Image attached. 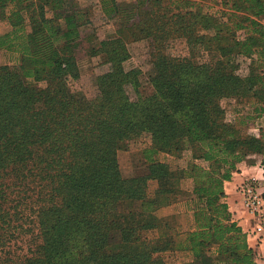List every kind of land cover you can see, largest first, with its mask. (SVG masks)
Segmentation results:
<instances>
[{"label":"trees","instance_id":"obj_1","mask_svg":"<svg viewBox=\"0 0 264 264\" xmlns=\"http://www.w3.org/2000/svg\"><path fill=\"white\" fill-rule=\"evenodd\" d=\"M74 1L0 0L8 23L0 49L19 53L14 66L0 64L1 245L21 217L10 189L32 181L38 189V240L8 264H257L225 184L250 154L264 157V131L243 134L226 104L248 102L246 120L264 114V0H221L217 14L196 0H102L119 28L97 43L91 37L88 53L107 69L93 76L98 94L89 103L69 92L81 78L77 50L91 12ZM143 39L152 46L150 96L140 92V70L125 66L129 44ZM174 39L186 40L189 55L167 51ZM202 51H217V60L199 61ZM135 142L148 170L126 177L119 151ZM186 176L195 206L180 236L176 216L157 211L185 195ZM177 250L192 260L155 256Z\"/></svg>","mask_w":264,"mask_h":264},{"label":"rangeland","instance_id":"obj_2","mask_svg":"<svg viewBox=\"0 0 264 264\" xmlns=\"http://www.w3.org/2000/svg\"><path fill=\"white\" fill-rule=\"evenodd\" d=\"M199 4L202 5L203 9L212 14H217V10L220 8L221 0H196ZM75 2L74 0H66V5L71 6V3ZM79 5L88 6L91 9L90 12V22L84 26L80 40V46L77 50V61L79 69L81 71V78L76 81H72V86L70 87V94L74 97H80L84 103H89L97 94L98 88L93 82V76L95 74L106 71L107 66L103 64L102 56L95 55L91 56L88 51L92 48L91 37H96L97 43L100 40L108 39L114 35V30L117 25V21L111 19L106 15L103 9L102 0H77ZM77 4V3H76ZM68 7H65L66 9ZM63 22V17H60ZM7 21L0 19V31L5 32L7 29ZM129 51L131 54L130 59L125 62V66L128 70L135 68L140 70V92L144 96H150L155 92L154 86L151 83L150 75L152 74V46L150 39H143L136 42H131L129 44ZM167 51L173 56H186L189 55V47L185 39H174L169 41L167 45ZM19 56L18 51L16 50H4L0 49V64H10L15 65L17 57ZM199 61H205L208 59L217 60V51L207 53L202 51L198 56ZM252 65L255 64L253 61H250L248 65H244L242 71L244 74H249L252 70ZM129 95L132 99H136L137 93L133 87H128ZM227 112L229 116L233 117L234 120H238L241 123L242 133L245 135L254 134L259 136L261 132L264 131V121L262 122L261 118L264 117V114L261 117L254 118L252 114L251 105L243 102H238L236 99H233L231 102L226 104ZM253 115L251 118L246 120L243 118L247 115ZM242 119V120H241ZM245 121V122H243ZM264 157L261 154H250L246 160L243 162L248 164H254L255 161L261 160ZM119 161L121 171L124 176L132 177L137 175H142L148 170V163L145 160L139 143L135 142L130 144L128 148H122L119 151ZM241 162V163H243ZM239 163V165L241 164ZM238 165V167H239ZM252 182L257 190V193L264 199V182L260 183L259 180L251 179L245 183ZM244 183L239 186V197H237L238 206L245 209L246 212L250 213L253 217V223L250 220H247L243 216V211L241 209V216L243 219V225H245L246 231H248V240L250 244H257V239L259 236L256 234V230L263 228L259 224V215H254L251 210L246 205V196L242 190ZM152 187V186H151ZM180 187L185 191V197H191L192 190L194 188V181L189 176L183 177L180 181ZM152 189V188H151ZM11 206L12 210L15 211V206H18V210L21 211V217L15 221V229L12 240H10L6 245L0 244V264H8L10 258L18 260V258L23 257L24 255H29L31 249L35 247V244L38 240V228L36 215L34 213V207H36V195H37V185L35 181L29 182L25 185H14L11 189ZM193 199V198H191ZM186 204V203H185ZM195 202H188L184 209L183 214H175L176 211L180 208L174 206L175 208L163 207L157 211V214L160 217L177 218V230H179V235L185 232L182 230L187 226H190L191 215L189 210L194 209ZM188 212V213H187ZM193 213V212H192ZM235 218V217H234ZM236 219V218H235ZM256 229V230H255ZM156 231H149L148 237L153 238ZM185 233L184 235H186ZM117 236H113L111 244L108 247L109 251H114L117 248ZM262 253V250H261ZM155 256H164L168 261L173 262H188L192 260L191 253L188 251L177 250L175 253H156ZM257 264H264V256L262 254L257 256Z\"/></svg>","mask_w":264,"mask_h":264},{"label":"crops","instance_id":"obj_3","mask_svg":"<svg viewBox=\"0 0 264 264\" xmlns=\"http://www.w3.org/2000/svg\"><path fill=\"white\" fill-rule=\"evenodd\" d=\"M115 20V22L119 20V17L116 16L115 18H113ZM3 21L5 19H2ZM6 21V20H5ZM83 28H81V32L83 31ZM119 28V25L117 23L115 30H114V34H116L117 30ZM83 36V34H82ZM262 122L264 121V117L261 118ZM262 162L263 159H261L260 161L257 160L255 161L254 164H248V163H241L238 167V169L233 173V177L230 181H227L225 184V189H226V201L229 204V207L231 209V211L233 212L234 217L236 218V220L245 227V225H243V219L242 216L240 214L241 209L243 211V216L246 217V222L247 220H250L251 223H253V217L250 213L246 212L245 209L239 207L238 202H237V197H239V186H241L243 183H245L248 180L251 179H256L259 180V182L263 183L264 182V169L262 167ZM192 197H185V198H179V200L177 202H175L174 204H172L171 206H167L169 208H175L174 206H178V210L176 211V215L177 214H183V212H185L186 210L184 209L185 205L188 202H192ZM186 203V204H185ZM185 210V211H184ZM192 210H189V214L192 215ZM188 213V212H187ZM246 228V227H245ZM182 230L185 231L182 235H184L185 233H187L190 230V226L187 224V226L184 228V226L182 227ZM256 230V229H255ZM156 231V230H154ZM256 234L254 235H258L259 236V240L257 239V244H250L255 251L257 252V256L261 255L264 256V228H260V230H256ZM149 234V232H148ZM154 235H157V231L154 233ZM250 243V242H249ZM262 250V253H261ZM189 253V252H188ZM258 260V258H257Z\"/></svg>","mask_w":264,"mask_h":264},{"label":"built area","instance_id":"obj_4","mask_svg":"<svg viewBox=\"0 0 264 264\" xmlns=\"http://www.w3.org/2000/svg\"><path fill=\"white\" fill-rule=\"evenodd\" d=\"M242 190L246 196L247 207L254 215H259V224L264 228V199L257 193L256 187L252 182L244 183Z\"/></svg>","mask_w":264,"mask_h":264}]
</instances>
